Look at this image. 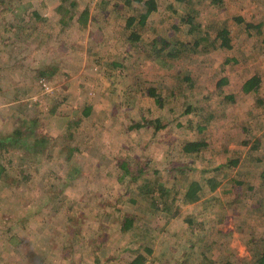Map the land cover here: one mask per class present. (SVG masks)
Here are the masks:
<instances>
[{
    "label": "rangeland",
    "instance_id": "rangeland-1",
    "mask_svg": "<svg viewBox=\"0 0 264 264\" xmlns=\"http://www.w3.org/2000/svg\"><path fill=\"white\" fill-rule=\"evenodd\" d=\"M146 1L0 0V264H258L264 0Z\"/></svg>",
    "mask_w": 264,
    "mask_h": 264
},
{
    "label": "trees",
    "instance_id": "trees-1",
    "mask_svg": "<svg viewBox=\"0 0 264 264\" xmlns=\"http://www.w3.org/2000/svg\"><path fill=\"white\" fill-rule=\"evenodd\" d=\"M217 2H219L221 4L220 0H218ZM146 4H147V11H146V13L142 14V17H141L142 23H144L146 21V19L148 18V16L152 12L156 11V9H157L156 0H147ZM82 17L85 18V21H87V19H88L87 10H85L83 12ZM241 19L242 18H240V20ZM132 20H134V18L130 17L129 21H131V22L129 23V25H131L133 23ZM188 20L192 21V18H189ZM246 25L249 28L250 27H255V25L250 23V22L249 23L247 22ZM259 28L260 27L257 26V29H259ZM258 31L260 33H262V31L260 29ZM219 37L221 39V44L220 45L222 47H226L228 49L232 48L230 32H229V30L227 28L223 27L222 29L219 30ZM170 54H172V53H170ZM228 81H229L228 78L224 77V78L220 79V81L218 82V85L221 87V86L227 84ZM261 85H262L261 74L255 73L250 78H248L245 81V83H243L242 89H243V91L245 93H248V94L252 93V92L257 93L260 90ZM151 94H152L153 97H155L156 101H160L161 100L160 96L156 93L155 90L152 89L151 90ZM230 98L235 100L232 95H230ZM23 135H24V131L21 128H16L13 133L8 134V135L1 134L2 137L0 136V149L9 150L12 146L14 148L22 147L23 145H21V142H22V139H23L22 138ZM34 145H35L34 149L37 150L38 142L35 141ZM206 146H207V143L204 140L187 142L185 144L184 150L186 152L198 153V152L202 151V149L205 148ZM238 161H239V159H235L234 163L236 164V163H238ZM126 164H127L126 162L122 163L121 167L127 169ZM140 169H142V168H140ZM128 172L131 173V170H129ZM1 174H2V171L0 170V175ZM213 183H212V180H209V182H204V183L202 181L199 182V181L194 180L191 183V186H190V188L188 190V193H187L188 198L190 199V201L201 200L199 193H200V191H202V189L204 190L203 186H205V187L210 186L211 187L210 190H215L216 187L220 184L219 181H214ZM134 224H135L134 218L130 217V216H127V218L125 219V221L121 225L122 226V230L124 232H127L128 230H130L131 228L134 227ZM260 241L264 244V239L260 240ZM144 250H146L147 254H152L154 249H152V247H145ZM147 254H145V253L140 251L138 255L134 256L133 259H131L130 264H145L146 260L148 259L147 258L148 257ZM260 254H262V255H261V258L258 260V264H264V252H260L259 251V254H257V256L260 255Z\"/></svg>",
    "mask_w": 264,
    "mask_h": 264
},
{
    "label": "crops",
    "instance_id": "crops-1",
    "mask_svg": "<svg viewBox=\"0 0 264 264\" xmlns=\"http://www.w3.org/2000/svg\"><path fill=\"white\" fill-rule=\"evenodd\" d=\"M231 61L230 59H227V62ZM260 154V153H259Z\"/></svg>",
    "mask_w": 264,
    "mask_h": 264
}]
</instances>
